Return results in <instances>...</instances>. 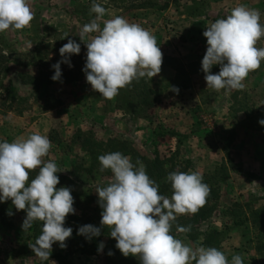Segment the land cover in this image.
<instances>
[{"label":"clouds","instance_id":"1","mask_svg":"<svg viewBox=\"0 0 264 264\" xmlns=\"http://www.w3.org/2000/svg\"><path fill=\"white\" fill-rule=\"evenodd\" d=\"M90 11L96 19L83 26L79 39L83 41L86 34L98 33L86 43L82 69L93 91L111 100L134 80L151 79L160 72L163 54L154 35L115 13H107L112 18L104 21L101 28L97 20L107 10L93 0ZM260 17L259 10L238 5L227 17L206 26L202 35L207 47L201 60L206 88L243 90L249 73L260 68L264 61V48L256 47L264 37ZM33 18L28 0H0V33L22 30ZM79 53L80 44L68 39L59 49L62 59L51 66V79L59 81L61 63L71 67L70 56ZM214 65L219 66L215 74L211 72ZM258 124L264 126V119ZM51 147L49 138L39 133L12 142L0 141V203L10 199L17 211L26 212L21 224L23 231L30 229L34 221L42 222L40 235L29 245L42 264L50 261L54 243L66 247L65 241L73 230L64 226L65 218L75 214L71 189L56 187L57 173L61 172L57 164L43 159ZM98 161L101 171L110 170L113 174L108 186L95 190L102 209L100 225L109 230L124 257H139L140 264H243L239 255L229 262L218 248H192L171 234L178 215L195 214L206 203L210 188L201 173L170 172L167 180L172 195L168 198L160 194L159 186L148 176L141 161L134 164L129 156L118 151L100 155ZM36 169L37 175L29 180L30 171ZM190 230V226L176 228L182 233ZM100 232V227L90 224L77 229V234L87 239L99 236ZM103 247L101 243L98 251Z\"/></svg>","mask_w":264,"mask_h":264},{"label":"rangeland","instance_id":"2","mask_svg":"<svg viewBox=\"0 0 264 264\" xmlns=\"http://www.w3.org/2000/svg\"><path fill=\"white\" fill-rule=\"evenodd\" d=\"M95 2L107 10L105 16L97 20L101 28L104 21L112 18L107 13H115L131 22V13L135 10H143L134 9V7L150 3L155 6L152 9L165 12L159 21L161 25L157 29H160V32L172 40H178L180 37L179 28L182 22L180 21L182 20V0H95ZM92 3L93 0H28L34 17L30 25L22 30L10 29L0 33V57L7 59V67H0V141L12 142L20 138L24 129L38 126L41 121L46 120L44 124L50 128L45 131V135L49 138L52 147L48 155L43 159L45 162L54 161L61 171L58 173L60 175L69 174L71 167L80 162L79 158L82 156L78 145L80 139L76 138L79 131L89 132L95 140L99 141L109 138L125 141L120 138L122 137L124 125H127L126 129H128V125L130 126V124H134L138 120L128 115L129 110L132 109L131 105L125 107L128 111L117 109L118 95L109 100L91 89L82 71L84 60L78 59L79 54H73L69 58L71 67L74 70L72 78H77L76 81L73 82L67 79L65 83H62L50 79L54 74V69L51 66L62 59L58 58L57 54L59 53V49L67 43L68 39L76 41L83 47L84 51L80 52V54L82 58L86 59V43L90 42L98 33L86 34L83 41L79 39V35L85 24L96 19V14L90 11ZM200 12V1L191 0L187 13L191 16H197ZM170 25L172 27L168 28ZM140 26L149 32L150 29H155L152 26L148 29L143 24ZM66 35L68 36L65 37ZM30 45H32L31 48H29ZM45 60H54L55 62L43 66ZM201 60L193 66L185 67L180 61L175 59L172 66L174 70L177 66H183L189 73H194L201 70ZM71 67L68 64H61L62 75L65 76V70ZM212 73L218 72L214 69ZM42 76L46 77L43 78L45 83L38 89L23 85L24 81L39 80L40 78L42 79ZM176 77L178 78L177 73ZM177 78H175L173 84L176 81L180 83L182 80L181 76L178 80ZM146 83L148 87H151L148 78L146 79ZM168 85L170 84L160 81L153 89L161 90ZM8 86L28 92V95L24 97L25 103L18 106L9 102H3L6 97L4 90ZM128 90H130L131 98L137 97V94L141 92L140 89L134 90V87L127 85L119 90V94H121L120 99ZM230 93L233 96L235 110L247 109V111H250V108H253L254 104L258 105V109L264 107L262 105L264 103L263 100L259 101L256 96L252 98L240 90H231ZM113 102H115V109L112 108ZM157 103L144 112L148 116H151L152 121L156 118L155 115L153 116V112ZM253 110L250 111V127L254 131H264V126L258 124L259 120L264 119V113L259 111L254 112ZM118 111L122 113L121 116L118 115ZM242 130L243 126L237 125L232 131V137L230 136L226 143V148L228 149L227 160L233 165L229 174L234 179H239L240 181L249 179L248 177H251L252 174L247 171V168L245 170L242 167H237L235 162L238 160L237 158L232 159L230 157L229 150L236 143L235 136ZM128 143L131 144L130 142ZM136 150L146 157L155 155L146 149L140 151L136 148ZM76 156L79 158H76ZM182 160H186L185 156ZM240 160L242 159L240 158ZM112 177L113 174L111 177L104 179H97L98 177L96 176L94 178L86 177L82 182H74L71 190L78 195L84 193L90 194L98 200L95 190L97 187L108 186L112 181ZM232 199L230 198V200ZM234 199H238L243 206L247 204L256 207L264 206V197L260 193L248 192L244 195L241 194L240 197H234ZM9 204H11L10 199L4 203H0V208ZM25 217L26 212L22 210L14 216L13 226L10 229L3 228L0 225V264L42 263L38 257L34 256L29 247L31 245L32 227L27 231H23L21 228ZM212 226L217 227L218 221L213 220L210 223L201 225L200 235ZM223 233L225 236L222 239L220 249L229 262H231L234 255H239L243 260V264H263L262 255L260 256L255 251L257 246L256 241H251V232L246 234V232L241 231L229 234L230 230L226 227L225 230L223 229ZM178 236L181 241L192 248L200 247L199 238L196 243L190 244L181 234ZM262 240L264 241V237ZM66 253V247L60 248L58 243L53 244L52 255H65ZM133 258L139 261V257ZM50 261L55 260L50 259ZM50 261H48L49 264H51ZM67 261L72 264H86L90 262L77 254L67 256ZM91 262H97L98 264V260L96 259Z\"/></svg>","mask_w":264,"mask_h":264},{"label":"crops","instance_id":"3","mask_svg":"<svg viewBox=\"0 0 264 264\" xmlns=\"http://www.w3.org/2000/svg\"><path fill=\"white\" fill-rule=\"evenodd\" d=\"M199 1L201 3L200 14L191 16L187 13L191 0H182V20H180L182 22L178 40L166 37L160 29H157L161 25L159 21L164 11L143 9L131 13L130 23L143 24L148 29L151 26L155 27V29H150V33L154 35L163 54L160 72L151 79L147 77L151 87H156L155 85L160 81L170 85L161 89L162 95L153 112V116H156L154 121L137 120L134 124L128 125V129H126L127 125H124L120 138L130 142L140 151L146 149L151 154L160 157L182 153V158L185 156V159L190 162L187 172H199L204 177L229 163L226 143L229 137H232L234 128L237 125L243 126V130L235 136L236 143L230 148L229 153L232 159L237 158L238 161L235 162L237 167L245 170L247 168L252 176L242 181L230 176L222 184L218 211L216 216L210 220L211 222L218 221V226L209 227L201 233L198 238L202 246L203 234L211 229L222 232L227 227L230 228L229 234L241 232L239 229L231 228V220L225 216V212L239 201L234 197H240L241 194L248 192L260 193L264 197V131H254L249 125L250 111L253 108L258 109V105L254 104L250 111L235 110L231 90L215 91L206 88L204 75L201 73L191 74L188 77V87L178 89V92L175 91L177 88L173 82L176 78V71L172 63L175 59L185 67L198 63L203 58L207 47L206 38L202 35L206 26L217 19L227 17L238 5L259 10L260 23L264 24V0H197ZM256 47L264 48V37L257 41ZM244 84V89L240 91L252 98L256 96L259 101L262 99L264 102V61L261 62L259 69L249 73ZM112 108L115 109V102ZM257 109L253 111L264 113V107ZM117 113L119 116L122 115L120 111ZM45 121H41L38 126L24 129L20 138H27L33 133L45 135V131L50 128L44 124ZM230 198L233 199L230 200ZM250 208L264 209V206ZM78 256L90 261L86 264H97V262H91L94 259L98 260V264H105L103 253L91 257Z\"/></svg>","mask_w":264,"mask_h":264},{"label":"trees","instance_id":"4","mask_svg":"<svg viewBox=\"0 0 264 264\" xmlns=\"http://www.w3.org/2000/svg\"><path fill=\"white\" fill-rule=\"evenodd\" d=\"M154 7V5L146 3L136 6L134 9H152ZM83 51V47L80 46V52ZM57 56L58 58H62L59 53ZM78 59L84 60L83 64H85V59L82 58L80 53L78 55ZM6 61V58L0 57V67L6 68ZM51 62L55 61L45 60L43 66H47V64ZM216 66L217 65L213 66L211 70L213 71L215 69L218 72L219 66ZM65 71L66 75L61 76L59 80L60 82L65 83L67 79H70V81L73 82L77 80L75 77L72 78L74 73L72 67L67 68ZM175 71L178 78H180V76L182 77L180 83L176 81L175 84H173L177 89H184L188 87L189 75L194 73H201L202 75H205L201 70L189 73L183 66L175 67ZM43 78L46 77L42 76V79L40 78L39 80L24 81L23 85L38 89L45 83ZM146 79L147 78L144 77L139 80H134L131 84H129L134 87V90L137 88L141 90V92L137 94V97L131 98L129 93L130 90H128L127 93L120 99L121 94L118 93L119 98L117 97V109L128 111L125 107L131 105L132 109L128 112L129 116L138 120L152 121L151 116H148L144 112L152 108L154 104L157 103L158 99L162 95V90L148 87ZM4 93L6 97L3 102H9L18 106L25 103L26 100L24 97L28 95V92L21 91L11 86L6 87ZM76 138L80 139V143L78 145L82 152V156H80V158L76 156V158H79L80 162L74 164L71 167V172L67 175H60L57 173L59 177V184L56 186L57 188L63 186L71 189L74 182H82L86 179V177L94 178L96 176L98 177L97 179L111 177L112 173L110 170L101 171L98 156L117 151L123 155L129 156L134 164L137 160L141 161L146 166L148 176L159 186L160 194L165 195L168 198H171L172 195L171 184L167 180L168 174L173 171L187 172L190 168V162L188 160H182L180 153H175L169 157H160L158 155L146 157L140 154L136 148L128 142L116 138L99 141L95 140L91 133L89 134V132L80 131L76 135ZM232 168L233 165L229 162L228 164L218 168L216 172L203 177V182L210 188V194L206 199V203L204 206L200 207L198 212L195 214L177 216V219L172 223L171 229V234L175 238L180 239L178 235L181 234L182 237H184V239L190 244L197 242L198 236L200 235V226L206 224L214 218V216H216L219 207L221 186L229 179V171H231ZM37 173L38 169L30 171L29 180L35 178ZM71 195L74 199L73 207L75 209V214H69L65 218L64 226L71 227L73 230L71 237L65 241L67 253L65 255L51 254L49 260L54 259L57 264H72L67 261V256L78 254L81 256L91 257L97 256L99 253H103L105 257V264H140V262L136 261L133 256L124 257L115 247L116 241L109 236V230L100 225L102 209L98 204V200L90 194L84 193L78 195L72 190ZM250 207H252L251 204L243 206L240 201L235 202L232 207L225 212V216L231 220V228L233 227L235 229H239L246 232V234L251 232V241L255 240L257 244L255 251H257L260 256L262 255V262L264 264V241L262 240L264 237V209L260 208L255 210ZM21 211L22 210L17 211L12 203L1 207L0 225L3 228L10 229L13 226L14 216ZM41 224L42 222L40 221L33 222L32 234L30 237L31 244H33L35 239L40 235ZM89 224L100 227L101 232L99 236L87 239L85 236L77 234V229L79 227ZM177 226H190L191 230L188 233L177 232ZM225 229L226 228H224V230ZM203 235L204 239L202 246L215 247L221 251L220 245L225 236L223 231L221 232L216 229H211ZM101 243H103L104 247L101 251H98V246ZM109 252L112 254L109 255ZM44 264H49V262H44Z\"/></svg>","mask_w":264,"mask_h":264},{"label":"built area","instance_id":"5","mask_svg":"<svg viewBox=\"0 0 264 264\" xmlns=\"http://www.w3.org/2000/svg\"><path fill=\"white\" fill-rule=\"evenodd\" d=\"M170 27H172L171 25L170 26H168V28H170Z\"/></svg>","mask_w":264,"mask_h":264}]
</instances>
